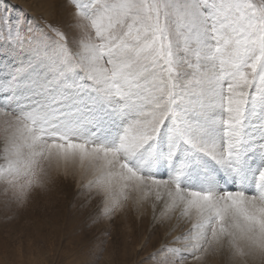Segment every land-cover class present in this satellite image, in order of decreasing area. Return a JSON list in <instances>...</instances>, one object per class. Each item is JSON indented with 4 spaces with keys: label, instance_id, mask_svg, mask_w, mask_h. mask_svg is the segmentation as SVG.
<instances>
[{
    "label": "snow or ice",
    "instance_id": "1",
    "mask_svg": "<svg viewBox=\"0 0 264 264\" xmlns=\"http://www.w3.org/2000/svg\"><path fill=\"white\" fill-rule=\"evenodd\" d=\"M66 9L0 12L4 194L76 166L94 222L147 204L154 227L176 221L155 264H264V0Z\"/></svg>",
    "mask_w": 264,
    "mask_h": 264
},
{
    "label": "rangeland",
    "instance_id": "2",
    "mask_svg": "<svg viewBox=\"0 0 264 264\" xmlns=\"http://www.w3.org/2000/svg\"><path fill=\"white\" fill-rule=\"evenodd\" d=\"M5 9L58 23L70 19L66 0H0V12ZM86 180L69 166L53 174L47 191L22 204L0 185V264H155L150 257L170 239L166 233L176 221L154 227L145 205L140 212L129 206L111 222H94L97 204L84 194ZM186 227L180 224L174 235Z\"/></svg>",
    "mask_w": 264,
    "mask_h": 264
},
{
    "label": "bare ground",
    "instance_id": "3",
    "mask_svg": "<svg viewBox=\"0 0 264 264\" xmlns=\"http://www.w3.org/2000/svg\"><path fill=\"white\" fill-rule=\"evenodd\" d=\"M146 207L152 212V208L150 204H147ZM159 213V209H157V214ZM153 214V212H152ZM214 264H222L221 261H214Z\"/></svg>",
    "mask_w": 264,
    "mask_h": 264
}]
</instances>
